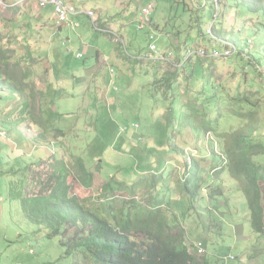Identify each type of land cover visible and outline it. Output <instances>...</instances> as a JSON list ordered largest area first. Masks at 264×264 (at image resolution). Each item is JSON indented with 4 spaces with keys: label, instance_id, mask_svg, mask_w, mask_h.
<instances>
[{
    "label": "rangeland",
    "instance_id": "obj_1",
    "mask_svg": "<svg viewBox=\"0 0 264 264\" xmlns=\"http://www.w3.org/2000/svg\"><path fill=\"white\" fill-rule=\"evenodd\" d=\"M141 1L149 0H140L139 3ZM188 2L191 3L189 7L194 6L193 0ZM205 2L209 5L208 15L202 18L201 27L207 31L213 21L215 7L211 6L214 0ZM139 3L135 0L130 3L132 15L126 24L125 32L122 33L126 40L120 41L118 46L124 65L121 63L115 66L113 74L116 76L114 81L122 85L123 80H128L126 76L129 71L126 65L130 63L132 72H135L140 80H136L130 88L124 105L118 108L114 106L113 113H102L101 105L97 110H89L92 107L87 99L73 98L71 94V101L48 102L45 96L38 97L40 90L34 83L39 75L40 79H45L47 72L38 66L43 60L38 61L32 56L26 60L23 55V59L20 57L22 64L20 58L18 61H12L16 63L10 62L11 69L8 73L13 76V69L16 68L14 81L20 86L23 82L30 84H24L25 94L31 96L35 92V96L28 98L25 111H21L20 105L15 112L7 108V98L0 96V130L3 131L0 138L15 137L19 144L16 149H6V159L13 160V157L22 155L26 163L33 159L34 167H29V170L24 172L22 167L25 162L22 161V167L18 165V168H14L19 172L18 175L13 171L3 173L9 175L13 172L8 176L12 180L9 193L0 185V195L5 197L0 199V264H75V252L67 254V247L63 244L66 237L63 234L48 237L49 229L46 225L28 221L19 199V192L23 190L24 194V188L28 194L39 192L41 187L38 177L45 180L56 166L60 167L62 164L72 172L70 181L79 198L90 206H99L101 213L106 214L109 206L110 212L117 219L125 218L127 213L143 219L148 212V205L155 208L163 204V211L174 228L173 232L184 228L187 230L185 239L189 238V243L200 241L205 244L204 247L206 246L208 251L206 258L212 264H264V235H259L252 229L247 200L239 191L236 180L230 177L226 169L219 175L216 174L218 179L214 176L205 177L208 192L213 194L222 190L223 193L212 200L201 197L192 200L185 194L177 198L180 194L174 192L179 191L178 183L184 178L189 153L193 159L199 161L201 168H206L209 174L212 171L214 173L217 164L223 166L218 162L219 159H213V156H220L215 151L224 154L225 135L241 131L247 125L246 122L256 125L258 119L264 117V84L248 65L249 61L256 62L251 57L248 59L245 54H237L232 59L200 58L197 55L192 58L198 76L196 79L194 73L189 74V69H186L187 76L180 79V83L175 87L176 92L175 89H167L166 85L156 87V81L163 79L168 72H175L182 61L175 59L174 65L159 63L156 66L159 76L157 80L153 79L144 63L147 60L138 59L149 53L150 36L157 38L158 48L165 52V38L161 39V34H173L184 42L191 36L193 46L195 40L199 41L201 38L200 27L193 11H187L183 4L176 7L174 2H171L164 17H161V12L154 15L155 10L151 14L152 20L158 16L160 31L155 28L151 30L149 26L140 29V13L137 9H141L142 4ZM21 9L20 6L9 8L13 12ZM9 10L0 11V18ZM258 23L256 21L251 25L249 32L252 34H247V37L257 32L260 38H264V19L261 18L260 25ZM90 25L92 26L91 22ZM99 34L102 33L97 30L95 37L90 41L94 44L98 39L105 48L111 49L114 44L104 41ZM1 43L5 41L2 39L0 46ZM66 46L60 50L64 54L60 68L62 73L73 72L84 65V62H95L89 55L77 58L68 52L73 44ZM207 48H213L209 37L193 50ZM242 49L247 54L257 50L264 57V47H259L258 42L256 44L254 40L250 46H244ZM261 64L263 67L260 69L264 72V60ZM35 65L38 69L35 67L34 70ZM100 70L103 75L110 77L109 67L105 64L101 65ZM25 72L27 79L23 80ZM204 72L207 79L210 78L211 82L223 87L222 91L214 88L212 83L200 79ZM3 77L4 81L6 75H0V78ZM131 78L133 79L132 75ZM194 79L197 85L194 84ZM3 81L0 80V89L7 87L8 83L3 84ZM147 81L153 83L149 84ZM190 82L197 89H192ZM10 92V89L0 91V95H8L10 100ZM54 106L57 111L74 113L69 115L70 119L54 118L47 111L48 107ZM11 112L14 113L12 122L7 119ZM251 114L254 116L249 118ZM21 118L23 120L20 122ZM121 125L125 129L123 135L119 133ZM136 125L140 127L134 128ZM13 126L16 127L15 131H10ZM133 131H136L134 140L131 139ZM263 132L260 130L259 137ZM21 134L24 136L23 140L27 139L29 142L24 149ZM40 134L46 137L41 138ZM123 138L131 141L134 146L123 142ZM204 146L205 149H202ZM31 152H35L36 157L34 153L29 155ZM54 152L58 153L53 154ZM79 156L85 158L88 167L95 173L92 187L84 186L76 175L75 162ZM138 166L141 167L140 170L137 169ZM215 178L216 186L213 184ZM111 179L124 183L125 189L116 191L114 197L107 200L102 187ZM132 197L135 198L131 199ZM107 216L112 221V217ZM228 256H233L235 260L226 261L225 257Z\"/></svg>",
    "mask_w": 264,
    "mask_h": 264
},
{
    "label": "trees",
    "instance_id": "obj_2",
    "mask_svg": "<svg viewBox=\"0 0 264 264\" xmlns=\"http://www.w3.org/2000/svg\"><path fill=\"white\" fill-rule=\"evenodd\" d=\"M261 18L264 19V0H221L220 18L214 29L217 39L210 37L205 31H203V36L205 39L209 37L212 43L213 48H207L208 50L217 49L221 51L226 49L227 43H229L237 49L234 56L245 54L248 59L249 57L253 58L256 63L249 61L248 65L255 74H258V78L264 84V72L260 69L263 67L261 64L264 60L263 54L256 50L254 53H248V55L242 49L244 46H250V41L253 43V40L256 44L258 42L259 47H264V38H260L257 32L253 33L251 37H247L250 33L252 34L249 32L251 25L256 21L260 23ZM259 23L258 25H260ZM262 26L264 28V24ZM8 52L9 50L4 48V45L0 46V75H6L5 80L8 82V89L23 92L25 87L19 86L14 81L16 68L13 69V76L8 73L11 69ZM234 56L229 58L232 59ZM185 58L186 56L181 58V65L175 72H168L163 79L157 80L156 87L166 85L167 89H175L180 83V79L187 76L186 69H189V74L194 73L196 79L198 76H196L195 62L193 61L192 64L194 57L184 62ZM145 59H150V57ZM155 61L165 63L161 60ZM170 64L174 65L175 62ZM195 79L194 84L197 85ZM200 79L212 83L216 89L221 91L223 89L222 86L211 82L210 78L207 79L205 72ZM190 87L197 89L191 82ZM176 90L177 88L174 92ZM20 105L21 111H25L24 108L28 105V100H23L18 106ZM249 105L254 106L252 103ZM253 116L251 114L249 118ZM241 118L244 119V117ZM22 120L23 118L19 121ZM246 124L241 131L225 135L224 154L215 151L220 156H213V159L214 157L218 158V162H221L223 166L217 164L214 173L212 171L209 174V171L204 167L201 168L199 161L193 159L190 153L188 155L184 152L186 156L188 155L185 175L180 182L178 181L179 183L177 182L179 191L174 192L180 194L177 198L185 194L192 200L199 197L212 200V198L221 196L223 193L222 190L213 194L208 192L206 178L210 176L217 178V175L226 169L230 177L236 180L239 191L247 200L252 229L257 234L264 235V132L259 137L260 130L264 131V117L258 119L256 125L247 122ZM208 130L211 132L210 129ZM40 137L46 136L40 134ZM55 153L58 152L53 154ZM212 155L213 153L210 154V156ZM40 161L41 159L38 162ZM32 162L25 163L23 167H20L26 172L29 167H34ZM75 168L80 182L86 187H92L95 173L88 167L84 157L79 156L77 158ZM140 168L138 166L137 169L140 170ZM14 173L18 175L19 172L15 171ZM190 173H192V179ZM71 174L72 172L66 165L56 166L45 180L38 177L41 187L39 192L28 194L24 188V194L23 190L19 192V199L26 211L28 221L33 224L46 225L49 229L48 237L59 234L66 237L63 244L67 247V254L75 252V264H212L206 258L208 256L207 250L203 259L198 257L197 244L202 242L190 241L189 243V238L185 239L187 230L181 226V230L173 232L174 228L163 211V204L155 208H150L148 205V212L143 219L134 217L132 213H127L123 219H117L110 212L109 206L106 214H104L101 213L99 206H90L85 200L79 198L70 181ZM216 178L213 182L215 186ZM24 179L25 177H23V182L26 185ZM121 189H125L124 183L114 182L111 179L104 184L102 192L107 195L106 198L108 197L107 200H109L114 197L116 191ZM107 215L112 217L113 222Z\"/></svg>",
    "mask_w": 264,
    "mask_h": 264
},
{
    "label": "crops",
    "instance_id": "obj_3",
    "mask_svg": "<svg viewBox=\"0 0 264 264\" xmlns=\"http://www.w3.org/2000/svg\"><path fill=\"white\" fill-rule=\"evenodd\" d=\"M5 1L10 4V8L20 6L22 7V9L18 12H13L8 8L7 10L9 11L5 12L2 18H0V42L2 39L5 41V43L1 44L4 45V48L9 50V62L11 63H16L12 61H18L17 59L20 57H22L23 59V55H25L26 60H28L30 56L38 61L43 60L42 62L38 63V66L41 67L42 71L47 72L46 75H44L45 79H40L39 75L34 81V83H36L37 89L41 91L38 92V97L45 96L46 101L54 103L55 101L58 102L61 100L71 101L72 99H70L71 97L69 95L71 94L73 98L79 97L82 100L87 99L89 101L88 103L91 104L90 107H92H89V110H97L101 105V109L103 110L102 113L104 111L113 113L112 109L114 108V106L118 108L119 106L124 105L126 97L129 96L130 88L136 83V80L140 79L136 76L135 72H132V66L129 65L130 63H128L126 65L129 71L126 76L128 77V80H123L122 85H120L117 81H114V77L116 78V76H114L113 74L115 72L114 67L122 63V54L118 48L119 43H116L113 40V35L104 32L103 30L110 29L114 33L121 36L123 40H126L122 33L125 32L126 24L129 20V17L132 15V8L130 6V3L133 0H64L67 3L74 4L80 11L74 17V19L79 22V26L77 28H73L69 25H58L53 7L51 5L47 6L46 8H40L37 0ZM135 1L139 3L140 0ZM150 1L155 2V11L153 13L154 15L156 12L157 14L161 12V17H164L165 12L170 8L171 2H174V5L176 7H179L180 4H183L187 11L191 10L197 15L196 23L200 27L201 38L199 41L195 40L193 46H191V36L187 39L186 42H184L180 41L178 38H175L173 34H161V39L165 38V41L163 42L165 45L164 49L166 50L164 51L171 50L175 52L174 62L175 59H181L186 56L189 48H192L190 50H193V48H196L205 41L203 31H206V29H203L201 27L202 18L208 15L209 5L206 4L205 0H193L194 6L192 5V7H189L191 3L188 2V0H149L147 2L141 1V3L139 4H142L143 6ZM211 6L215 7L214 2H212ZM197 9H199V11ZM87 10H94L96 12L97 24L100 29H97L93 26L91 18L85 12ZM140 10L141 9L138 8L137 12L140 13ZM13 13L16 14L13 15ZM90 22L93 28L90 25ZM91 28L93 33L91 32ZM149 28L151 30L155 28L160 31L161 25L159 23L158 16H156V19L154 18L152 20V25L149 26ZM94 29L102 33L99 35L104 39V41L114 44L111 49L105 48L103 46V43H100L98 39L95 40L94 44L90 41L95 37L96 31ZM70 34L73 36H70ZM68 44H73V47H69L68 50L70 54H74L79 59L85 58L87 55H89L88 57L92 58V60L94 58L95 62H84V65L78 67L73 72L62 73V70L60 71V68L61 63H63L62 59L64 54H62L60 50L62 51V47ZM79 53H82L83 55L78 56ZM147 55H149V53L144 57L140 56V58L138 59L146 58ZM22 59L19 60L21 64ZM146 60L147 62L144 63L149 74L153 75V79L157 80L159 73L156 66L159 63L161 65L165 63L155 61L154 59ZM55 61L57 63H55ZM102 64H105L107 68L109 67V71L111 74L109 78L106 74L103 75L101 73L100 69ZM122 65H124V62L122 63ZM35 67L38 69V67L35 65L34 70ZM112 69H114V71H112ZM25 75L26 72L24 74L23 80L27 79V76L25 77ZM131 75L133 79L131 78ZM3 79L4 77L0 78L1 81H3ZM5 83L8 82L4 80L3 84ZM147 83L151 84L153 83V81H147ZM24 84L27 86L30 85L27 82H23L22 86H25ZM6 86V88L0 89V91L8 90V84H6ZM34 93L29 96L25 94V91L18 92L11 90L10 94H12V98L10 100H8V95L0 96L7 98L5 100V102L9 105L7 108H10V111L13 109V112H15L17 106L21 102H23V100L29 101L28 98L35 96ZM47 111H49V115L54 116V118L62 117L70 119L71 117L69 115L74 113L73 111H57L55 106L53 108L48 107ZM13 114L14 113L12 112L9 114L10 117L7 118L8 121L11 120ZM15 128L16 127L10 128V131H15ZM122 128L123 125L119 127V133L121 135L125 134V132L123 133ZM135 132L136 131H133L131 135V139L133 140ZM0 133H3V131H1ZM20 137L23 140L22 134L20 135ZM122 140L123 142L125 141L127 144L134 146L133 143L128 139L123 138ZM27 141V139L23 140V149L24 146L29 143ZM0 143H3L0 145V185H2V187L5 188L9 193L11 185L10 183L12 180L11 177L8 176H11V173L13 174V172H15L14 168H18V165L22 166V161L25 162V160H23L22 155H19L15 158L13 157V160L10 158H5V151L8 147L11 149H16V147L19 145L15 137L0 138ZM33 153L36 157L35 152H31L29 155H33ZM43 154L45 155L44 152ZM35 160L39 161L38 159ZM32 161L33 159L29 160V162ZM4 171L13 172H10L9 175H4ZM9 197L12 198V195L9 194ZM4 198L5 197L3 195H0V199Z\"/></svg>",
    "mask_w": 264,
    "mask_h": 264
},
{
    "label": "built area",
    "instance_id": "obj_4",
    "mask_svg": "<svg viewBox=\"0 0 264 264\" xmlns=\"http://www.w3.org/2000/svg\"><path fill=\"white\" fill-rule=\"evenodd\" d=\"M37 3L40 8H46L49 5L53 7V11L55 13L56 21L58 25H69L73 28H77L79 26V22H77L74 19V17L80 11L74 4L67 3L64 0H37ZM214 5H215L216 12L214 15L213 22L207 29V34L210 37L217 39V37L215 36L214 29H215L216 23L218 22V19L220 18L221 0H214ZM10 7H11L10 4H8L5 0H0V11H6ZM154 9H155V2H152V1L142 6L140 10V16H139L140 24L138 26L140 29L146 26L152 25L151 14L154 11ZM85 12L91 18L93 26L96 27L97 29H100L97 24L96 12L94 10H87ZM103 31L113 35V40L116 43H119L120 41H124L121 36L114 33L110 29H104ZM150 39H151V42H150L151 47H150L149 55H147V57H150V59L161 60V61L168 62V63L174 62L175 52L171 50L162 52L156 44L157 38L151 35ZM250 43L252 42L250 41ZM236 52H237L236 47L233 44H229V43H227L226 49L221 50V51L217 49L215 50H208V49L189 50L184 62L188 61L192 57H196L197 55H199V57H204V58H220V57L229 58L231 56H234ZM82 55H83L82 53L78 54V56H82ZM112 71H114V69H112ZM139 127H140L139 125L134 126V128L136 129H138ZM122 130L124 131L125 129L122 128ZM202 244L203 243L197 244V249H198L197 254L200 259H203L204 255L206 254V249L204 245L202 246ZM225 260L233 261L235 260V258L233 256H228V257H225Z\"/></svg>",
    "mask_w": 264,
    "mask_h": 264
},
{
    "label": "bare ground",
    "instance_id": "obj_5",
    "mask_svg": "<svg viewBox=\"0 0 264 264\" xmlns=\"http://www.w3.org/2000/svg\"><path fill=\"white\" fill-rule=\"evenodd\" d=\"M205 245V244H202V246ZM205 249H206V246H205Z\"/></svg>",
    "mask_w": 264,
    "mask_h": 264
}]
</instances>
